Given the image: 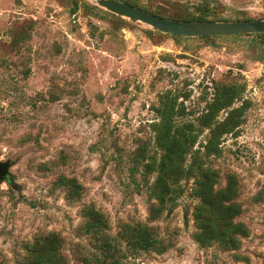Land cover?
Listing matches in <instances>:
<instances>
[{"label": "rangeland", "instance_id": "374dc122", "mask_svg": "<svg viewBox=\"0 0 264 264\" xmlns=\"http://www.w3.org/2000/svg\"><path fill=\"white\" fill-rule=\"evenodd\" d=\"M70 1L0 0V161H11V183L0 181V264H21L25 246L48 232L61 237L68 264H78L92 249L80 228L85 204L106 215L111 236L139 221L165 246L161 253L126 252L125 264H264V62L251 58L247 37L206 43L157 34L82 3L70 14ZM199 1L137 0L167 13H186ZM212 1L224 17H264V0ZM217 80L243 86L233 106L249 101L237 135L225 134L221 154L207 162L220 185L227 172L239 178L238 220L249 233L236 250L193 240L191 180L182 182L172 210L150 221L140 166L130 177V157L148 139L160 94L170 90L197 112ZM60 175L79 182L78 200L68 201L55 185Z\"/></svg>", "mask_w": 264, "mask_h": 264}, {"label": "trees", "instance_id": "16d2710c", "mask_svg": "<svg viewBox=\"0 0 264 264\" xmlns=\"http://www.w3.org/2000/svg\"><path fill=\"white\" fill-rule=\"evenodd\" d=\"M18 1V0H16ZM125 4L142 9L150 14L163 18L189 21H229L264 19L254 17L242 11L237 16L224 17L222 6L212 0H200L193 4L186 13H167L159 9H147L137 0H119ZM93 11L95 15L108 14L121 23H127L121 16L103 10L95 4L84 0H71L69 13L79 9V4ZM132 21V20H130ZM25 26L22 29L20 43L28 37ZM150 31L172 37H184L162 33L155 29ZM223 36L194 37L208 43ZM224 37L244 38L251 50V58L264 62V32L225 35ZM15 40V38H14ZM17 41L13 45H16ZM243 86L232 80L212 81L210 98L204 97L203 106L191 111L182 100L170 90L160 94L158 105L154 107L156 117L149 123L150 134L147 140L140 141L132 156L130 177L140 166V179L145 187L148 199L152 200L148 208L150 221L158 218L163 212L169 213L175 206L177 198L184 193V184L191 180L190 195L196 199L192 207L191 219L194 230L193 240L200 246L218 245L222 250H236L242 238L249 230L245 223L238 220L242 212L239 201V178L234 172L224 175V184H219V174L208 165L210 157L221 154V143L225 134L237 135L238 126L244 121V113L249 101L241 99ZM220 112L224 115L220 117ZM205 131L204 142L198 137ZM197 143V144H196ZM150 147V148H149ZM153 174L151 182L148 181ZM55 185L64 189L68 201H76L81 195V185L73 177L60 175ZM81 231L86 234L92 249L79 256L78 264H125L126 252L161 253L165 250L155 230L142 222L121 225L116 236L109 233L106 215L93 204H85L80 210ZM62 240L55 232L39 234L25 246L21 264H68L61 251Z\"/></svg>", "mask_w": 264, "mask_h": 264}, {"label": "water", "instance_id": "95a60500", "mask_svg": "<svg viewBox=\"0 0 264 264\" xmlns=\"http://www.w3.org/2000/svg\"><path fill=\"white\" fill-rule=\"evenodd\" d=\"M99 7L124 18L139 21L149 27L179 36H225L264 32V19L229 21H189L163 18L119 0H95ZM11 161H0V181L11 183Z\"/></svg>", "mask_w": 264, "mask_h": 264}]
</instances>
